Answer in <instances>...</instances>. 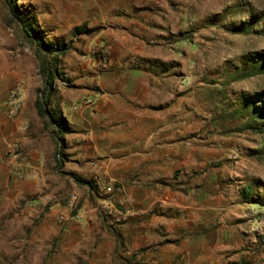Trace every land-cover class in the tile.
<instances>
[{"label": "rangeland", "instance_id": "rangeland-1", "mask_svg": "<svg viewBox=\"0 0 264 264\" xmlns=\"http://www.w3.org/2000/svg\"><path fill=\"white\" fill-rule=\"evenodd\" d=\"M15 1L46 41L66 46L46 57L56 72L53 100L94 106L86 94L107 91L109 71L120 79L129 69L149 72L158 83L153 146L173 159H159L148 192L117 182L110 191L73 190L68 177L50 197L19 195L9 172L0 188V264H264V130L244 124L245 101H264V0ZM11 26L41 89L42 54ZM132 87L141 99V87ZM60 213L72 218L59 223Z\"/></svg>", "mask_w": 264, "mask_h": 264}, {"label": "crops", "instance_id": "crops-1", "mask_svg": "<svg viewBox=\"0 0 264 264\" xmlns=\"http://www.w3.org/2000/svg\"><path fill=\"white\" fill-rule=\"evenodd\" d=\"M4 6L6 10L0 7V181H3L0 188L8 183L6 177L12 166L4 155L8 143L16 140L22 148L24 170L28 173L21 178L10 176L14 187L18 185L16 194L44 191L50 197L52 192L59 193L54 182L68 177L75 190L78 183L70 175L85 180L91 176L93 181L94 177H107L114 183H120L123 191L148 192L146 185L158 177L161 163L173 159V153L160 155L153 146V142L160 139L158 124L154 122L157 115L149 110L152 90L157 92V81L153 82L149 72L129 69L126 70V79H120L116 72L109 71L105 81L107 91L95 98L86 94L87 99L92 98L94 106L83 103V100L67 106L63 95L56 94L54 100L50 97V107L62 113L70 128V132L63 135L64 159L60 168H56L57 142L33 105L41 81L30 52L19 46L20 39L11 26L14 22L9 20L7 7ZM116 22L130 24L135 21L120 17ZM136 76H140L142 81H135ZM134 83L142 89L141 99L132 94L134 88L130 87ZM16 86L23 98L18 115L8 117L6 94ZM77 98L80 96L77 95ZM137 102L144 103L142 112L136 109ZM22 123L26 124L23 130ZM47 196L40 197V202L44 203Z\"/></svg>", "mask_w": 264, "mask_h": 264}, {"label": "trees", "instance_id": "trees-1", "mask_svg": "<svg viewBox=\"0 0 264 264\" xmlns=\"http://www.w3.org/2000/svg\"><path fill=\"white\" fill-rule=\"evenodd\" d=\"M7 7L9 20L16 22L21 29L23 35L33 42L36 50L42 54L38 73L42 77L41 89H36V97L34 100V108L38 116L43 117L46 125L52 127L51 134L57 142L56 146V168H60L63 159L64 137L63 135L70 132L66 118L62 113L50 107V97L52 94V79L56 75L55 69L52 68L46 57L52 53L63 54L65 52V44L63 42L50 43L45 40L44 32L36 22L34 14L22 5H18L15 0H2ZM252 70L251 73H255ZM251 101L245 105V121L250 130L261 132L264 130V101L256 106ZM78 184H84L89 191L96 189L95 184L90 180L81 179L70 175ZM246 194L248 189L244 191ZM78 207L72 209L71 214H75Z\"/></svg>", "mask_w": 264, "mask_h": 264}, {"label": "built area", "instance_id": "built-area-1", "mask_svg": "<svg viewBox=\"0 0 264 264\" xmlns=\"http://www.w3.org/2000/svg\"><path fill=\"white\" fill-rule=\"evenodd\" d=\"M22 101V92L18 86L8 90L6 98H5V106H6V116L15 117L18 115L20 105ZM21 129L26 128V124L22 123ZM6 159L11 161V173L19 178L28 176V173L24 170V162H23V152L20 144L16 140H12L8 143L6 152ZM97 186H101L106 191H110L113 185V181L111 179H107L106 181L101 180L100 177H94V181ZM71 199H75V196L72 195ZM73 216V215H72ZM72 216L66 213H60L56 216V220L59 223L67 221L72 218Z\"/></svg>", "mask_w": 264, "mask_h": 264}]
</instances>
